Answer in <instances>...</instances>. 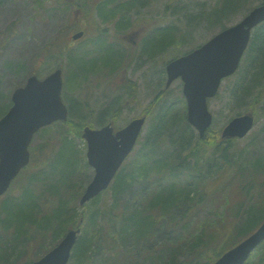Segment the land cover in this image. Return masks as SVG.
<instances>
[{"label": "rangeland", "instance_id": "obj_1", "mask_svg": "<svg viewBox=\"0 0 264 264\" xmlns=\"http://www.w3.org/2000/svg\"><path fill=\"white\" fill-rule=\"evenodd\" d=\"M224 1L143 0L142 3L139 1V6L133 10V14L139 15V17L135 20V17L132 16L131 21L134 27L127 32V34L136 33L133 39L138 44L135 47L127 41L128 39L123 40L124 36H120L122 44L117 41L114 23L102 26L100 22H83L78 16V18L74 17V9H71L69 16L62 10L55 11L52 7L56 5L50 4L43 10H38L31 0H0V104L2 105L11 102L13 92L24 86L32 74L44 79L58 66H61L63 67L64 82H66L67 59L50 58L45 61L41 52L55 39L61 38L63 43L68 44L80 27L85 28L87 34L73 45L76 52L91 50L94 43L89 40L93 36L102 38L100 31L102 28H108L111 30L107 32L109 33L108 43L110 41L115 43V49L124 53L123 60L114 72L107 71L106 68L90 72L87 76H83L80 80L81 85L74 88L73 91L68 88V83L65 88L64 83L63 95L65 93L70 98L87 101L88 107L93 110L91 115L82 120L75 119L77 122H81V125L58 123L41 130L34 137L30 149L32 151L35 148L37 152H41V154L35 155V162L42 165L43 161L40 160L45 158L49 152H55L57 145L61 144L62 137L68 136L66 127L71 125L75 143L73 162L79 165L75 175L71 178L73 186L71 188L65 186L64 183H61L59 176L50 174L48 169L45 171L48 174L44 178L43 185L39 183L30 186L31 181H40L33 177L39 171L35 165L29 166L21 173L9 192L0 197V264H21L27 258L35 259L34 257L43 255L55 244V236L52 232L49 231L45 234L38 228H30L27 230L29 241L14 245L16 241L13 230H7L3 226L2 201L8 195L20 196L24 189H28V191L32 189L35 193L37 192L39 199L42 198V195L52 198L54 205L60 201L69 202L72 208L68 209L67 215L72 216V211L75 209L79 211L82 218L75 221V227L81 224L82 231L87 230L89 214L100 208L103 210L114 206L115 211L119 212V207L125 206V208L137 210L139 214L150 215L149 220H151L154 215L157 216L158 211L149 209L153 199L156 195L163 193L165 191L163 188H167L174 180H178L185 188H195V194L200 195L203 191L208 194L205 203L189 205L183 210L173 212L174 219L169 215L162 220L159 219L154 232L151 231L140 237L127 234L128 241L124 251L119 249L116 256L108 259L106 264H159V260L163 263L189 264L190 258L197 254L200 255L201 252L205 253L206 248H208L207 251H212L206 253L205 256L212 258L217 254V251L223 254L246 237L241 230L246 225L250 211L254 209L260 214L261 208L264 206V166H257L258 160L264 158V103L255 106L253 113L256 125L246 138L233 140L216 149V158L213 157L210 165L202 170V174H204L202 176L206 177L205 184L202 183L204 185L193 186L188 179L182 177L179 180L167 175L168 171H165L168 178L165 177L163 181L153 173L148 180L140 179L132 185H128V190L117 199L114 197L115 192L111 186L99 197L97 202H91L86 206L79 204L82 194L95 173L87 162V143L81 137L83 126L91 124L101 127L98 125L100 111L109 104L114 106V111L119 110V113L115 119L108 118L105 124L112 122L117 129L125 127L135 118L142 116L147 118L141 141L123 166L122 175L128 172L123 176L129 175L131 173L129 171L135 169L143 161L142 158H137L139 155L137 153L150 132H165L162 133L163 136L167 133L164 138H167L168 135L177 138L180 133L182 134L185 126L189 125L183 83L179 79L169 88L166 87V64L204 44L223 27L239 23L248 14L247 11L264 3V0H251L242 10L237 9L238 12L235 11L237 13L229 14V18L224 19L222 24L208 27L210 21L208 18L210 12L208 11L213 8L214 10L219 8L217 11L222 10L226 4ZM167 6H171V8H167ZM177 6L183 7L182 12L194 13L197 14V17L188 20L189 17L185 14H175ZM202 12L206 14L199 17ZM164 14L167 15L170 22L163 19ZM15 22L17 25L14 30H8ZM167 23L178 27L176 38L182 41L184 33L187 34L190 31L189 34L193 36L191 45L189 42L182 43L170 52L157 54L153 60L147 59L145 56L147 50H141L143 41L146 38H151L153 35L151 29ZM11 32L13 33L12 37L5 43V39ZM161 33L162 31L160 33L158 30L156 31L157 39L152 38L148 49L150 52L165 45L168 37L162 36ZM163 66L164 70L161 72ZM235 81V77L225 80L217 98L209 103L210 111L214 116L210 134L214 136L220 133L233 117L246 113L245 110L238 109L236 101L230 98L231 84ZM92 105H94V109ZM184 117L186 122H184ZM161 118L164 121L163 125L159 127ZM186 131L187 135L191 133L187 129ZM193 132L197 137L198 133L194 129ZM39 147L46 149L44 151ZM214 151L213 149L210 152L214 153ZM225 151L227 158L224 157ZM32 161H34V157ZM52 184H57L55 194L49 192V186ZM197 198L198 196H195V201ZM190 211L194 213L192 218L184 217V214H188ZM159 231L168 233L159 235ZM86 234H88L87 231ZM83 236L85 235L83 234ZM6 245L10 248L12 246L16 251L12 250L11 253H7L6 249L4 250ZM23 251L25 252L24 259H22L23 257L17 259V255ZM12 253L15 255L13 258ZM102 261L103 259L97 256L92 259L93 264H105ZM247 264H250V261Z\"/></svg>", "mask_w": 264, "mask_h": 264}, {"label": "trees", "instance_id": "obj_2", "mask_svg": "<svg viewBox=\"0 0 264 264\" xmlns=\"http://www.w3.org/2000/svg\"><path fill=\"white\" fill-rule=\"evenodd\" d=\"M31 1L38 10H43L47 5L51 4L52 6L56 5L52 7L55 11L62 10L69 14V16L71 15V9H74V17H79L83 22H100L102 26L114 23L117 41L122 44L121 37L124 36L125 38L127 32L134 27L131 21L132 16L135 17V20L139 17V15L133 14V10L139 6V1L142 3L143 0ZM250 1L251 0H225L224 2L226 4H224L225 6L222 10L217 11L219 8L215 10L213 8L208 11L210 12L208 15L210 19L208 27L214 24H222L224 19H228L230 15L237 13V9L242 10L245 8ZM171 2H174V0H171ZM169 7L171 8V6H167V8ZM181 10H183V7L177 6L175 14H185L189 17L188 20L197 17V14L185 13ZM250 11L251 10L247 12L249 13ZM202 14L205 15L206 13L202 12L199 17ZM163 19L170 22L166 14H164ZM16 25L17 23L15 22L8 30H14ZM171 25L172 24L168 23L161 24V26H157L153 30L151 29L153 35L150 39L146 38L141 46L142 51H144V49L147 50V54H145L147 59L153 60L156 58L157 54L170 52L174 47L182 43L186 44V42H189L190 44L191 37H193L189 34L190 31H188L187 34L184 33V39L182 41L176 38L179 31L178 27ZM226 28L228 27L225 26L220 31ZM157 30L159 33L162 31V36L168 38L164 46L161 48L158 47L155 51L150 52L148 50L149 45L152 43L153 37L154 40L157 39ZM80 31L84 32L86 36L87 33L85 28H78L77 32ZM108 31L111 30L102 28L100 31L102 38H95L93 36L89 40L93 41L94 44L91 46V50H86L87 53L85 50L76 52V48H74L73 45L78 43V41L74 40V35L68 44L63 43L61 38L55 39L42 50V58L45 61L50 58L67 59L66 68L68 73L66 75V83H68V88L73 91L74 88H78L81 85L80 80L83 76H87L88 73L102 68L114 72L123 60L124 53L115 49V43L111 41L108 43ZM12 34L11 32L9 37L5 39V43L12 37ZM163 70L164 69H161V72H163ZM234 77L236 81L231 84L230 98L236 101L238 109H243L246 113H253L256 105L264 103V23L254 30L243 64ZM65 102L69 109V121L67 124H80L81 122H77L75 119H85L89 117L91 111H93L88 107L89 103L83 99L79 100L65 95ZM11 104L12 102L6 105L0 104V118L5 115ZM92 107L94 109V105H92ZM118 113L119 110L114 111V106L109 104L100 111V121L98 124H105L108 118L115 119ZM163 121V118H161L159 127L163 125ZM184 122H186L185 117ZM67 127L65 130H67L66 135L68 136L62 137L61 144L57 145L55 152H49L45 158L40 160L43 161L42 165L35 162V158L34 161L31 162L30 166L33 167L35 165L39 168V171H37L35 173L36 175L33 177L40 181H31L30 186H35L39 183L43 185L45 182L44 178H46L48 174L45 173L47 169L50 174L59 176L60 181H62L61 183H64L68 188L73 186L71 178L75 175L79 165L73 162V156L75 154L74 135L71 132V125ZM186 129L191 132L189 135H187ZM184 130L177 138H174L173 135H168L167 138H164L167 133L164 136L162 133L165 132H150L145 142L142 143V148L137 153V155L139 154L137 158L143 159L141 164L136 166L135 169L130 170L129 172L131 173L127 176L123 175L128 172L122 175L124 169L122 167L115 178L112 184L113 191L115 192L114 197L117 199L126 192L128 190V185H132L140 179H150L153 173V175L159 177L161 181L169 175L179 180L184 177L196 187L204 185L206 177L202 176L204 175L202 174V170L207 165H210V161H212L213 157L214 159L216 158V149H219L225 142H220V133L215 136L210 134L211 130L208 131L204 139H200L198 136L196 137L192 127L188 124L185 126ZM39 149L45 151L46 148L39 147ZM213 149L215 151L211 153L210 151ZM36 150L35 148L33 149V157L39 153L41 154V152H37ZM224 157H228L226 151L224 152ZM222 159L226 161V159ZM263 159L264 158L258 160L257 166H264ZM165 171H168L167 175H165ZM56 187L57 184L50 185L49 192L55 194ZM163 189H165V191L156 195L152 205L149 207L151 210H158L157 216L155 217L154 215L151 220H149L150 215L139 214L137 210H131L125 208V206H120V209H118L120 210L119 212H117V210L115 211L113 208L114 206L110 209L105 208L101 210L100 208L94 210V213L92 212L89 214L88 227L85 231H82L81 224L75 227V221L82 218L78 210H73L72 216L67 215L68 209L72 208L69 202L60 201L54 205V200L52 198L42 195V198L39 199L37 192L35 193L32 189H29V191L28 189H24L20 196L13 197V195H8L2 201L1 211L4 215L3 226L7 230H13L14 239L16 241L14 245L29 241L30 238L28 237L27 230L30 228H38V230L43 231L45 234L50 231L55 236V244L52 245L47 252L43 253L41 256L34 257L35 259L27 258L23 262H33L34 260L40 259L60 242L59 240L63 238L62 236L64 233L66 234V232L71 229L80 228L81 233L85 236H83V234L79 236L69 264H93L94 262H92V259L94 256L98 258L101 257L103 259L102 262L106 264L108 259L110 260L116 256L119 249L124 251V247L128 241L127 234L140 237L151 231L154 232L155 226L159 223V219L162 220L167 217V215L174 219L175 217L172 215L173 212L183 210L189 205L194 206L205 203L208 198V194L205 191L201 192L200 195L195 194V188H185L178 180H174L172 184ZM195 196H198L197 201H195ZM98 199L99 197L92 202H97ZM260 214L255 212L254 209L250 211L246 225L241 230L244 236L247 237L258 228L264 219V206L261 208ZM193 215L194 213L190 211L188 214H184V217L190 219ZM83 217L85 218V216ZM84 220H86V218ZM86 231L88 234H86ZM159 232V235H161V233L163 235L168 233L165 231ZM5 249L7 253H11L12 250L16 251L15 248H12V246L10 248V246L7 245L4 250ZM207 250L208 248L205 249V253L201 252L200 255L197 254L193 258H190L189 264H213L222 255L220 251H217L214 257L208 258L205 255L212 250ZM24 255V251L20 252V254L17 255V259L22 257V259H24ZM14 256L15 255L12 253V258ZM159 264L171 263H163L159 260ZM250 264H264V243L253 254Z\"/></svg>", "mask_w": 264, "mask_h": 264}, {"label": "water", "instance_id": "obj_3", "mask_svg": "<svg viewBox=\"0 0 264 264\" xmlns=\"http://www.w3.org/2000/svg\"><path fill=\"white\" fill-rule=\"evenodd\" d=\"M262 23L264 4L254 8L236 25L166 66V87L169 88L177 79L183 81L187 119L201 139L213 124L208 100L216 97L222 82L238 71L252 31ZM83 35L84 32H78L73 38L78 40ZM62 90V70L58 69L43 80L30 77L25 87L14 92L13 106L0 120V196L10 189L30 163L29 146L35 133L57 121L68 119ZM254 122L255 118L250 114L236 117L224 128L222 138H244L253 129ZM144 124L145 118L135 119L116 134L110 125L101 130H84L83 138L88 142V162L94 168L95 176L80 200L81 205L110 186L137 144ZM80 232V229L69 231L44 257L23 264H68ZM263 242L264 222L256 232L227 251L214 264H245Z\"/></svg>", "mask_w": 264, "mask_h": 264}]
</instances>
